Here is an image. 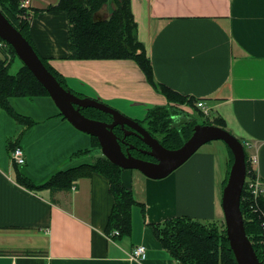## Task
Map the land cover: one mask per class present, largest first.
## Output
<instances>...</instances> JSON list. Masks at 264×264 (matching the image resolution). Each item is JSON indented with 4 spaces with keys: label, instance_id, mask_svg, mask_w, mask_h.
<instances>
[{
    "label": "crops",
    "instance_id": "0c3cea01",
    "mask_svg": "<svg viewBox=\"0 0 264 264\" xmlns=\"http://www.w3.org/2000/svg\"><path fill=\"white\" fill-rule=\"evenodd\" d=\"M58 2L29 0V37L70 90L138 121L150 107L168 105L161 87L192 98L198 110L202 99L209 111V122L202 124L220 126L246 143L245 157H255L264 181V0H128L154 86L130 59L69 58L67 15L52 8ZM114 7L104 5L96 19L107 18ZM9 103L30 123L0 105V264H181L154 227L181 215L222 218L230 153L211 140L160 179L121 168V181L135 200L131 229L108 238L116 198L106 175L80 169L68 187L42 185L58 171L79 166L67 165L84 150L100 149L97 138L69 123L49 95L14 96ZM184 107L174 108L180 120L173 117V123L194 118ZM15 146L24 151L22 165L11 157ZM217 148L225 150L223 160ZM140 244L145 257L132 258Z\"/></svg>",
    "mask_w": 264,
    "mask_h": 264
},
{
    "label": "trees",
    "instance_id": "16d2710c",
    "mask_svg": "<svg viewBox=\"0 0 264 264\" xmlns=\"http://www.w3.org/2000/svg\"><path fill=\"white\" fill-rule=\"evenodd\" d=\"M20 1L0 0V11L32 45L29 37L30 15L26 9L20 7ZM111 2L115 7L109 16L105 19H96V12L104 5L111 4ZM52 8L62 9L67 15L69 58L130 59L139 66L148 82L154 86L149 60L141 43L135 36L136 25L128 0H59L58 4ZM0 43V105L17 121L21 123L28 121L30 123V120L26 116L19 114L10 106L9 98L14 96L34 97L48 95V93L22 62L15 73L9 72L11 64L9 67L7 66L8 55L18 57L10 44L2 39H0ZM37 54L39 55L38 52ZM39 57L61 85L69 89L64 78L44 58L40 55ZM160 89L165 93L169 102L181 103L180 99L185 100L182 97L173 95L165 87H161ZM72 92L78 96L80 95L74 91ZM187 101L193 102L192 98H189ZM86 110H90L91 112L88 113ZM81 111L84 115L98 120H101L102 115H105L102 111L93 108H84ZM171 117L170 113H164L162 110L155 112V110L152 111L150 109H148L144 116L145 120L148 119L149 122L147 126L148 131L157 137L163 146L177 148L191 135L195 122L191 119L186 122L173 123ZM93 140V145L98 146L96 138L93 137ZM242 143L245 147V143ZM85 151H88V149ZM79 153L81 151L77 154ZM229 153L228 170L233 161V155L230 150ZM245 158L246 167L248 168L247 157ZM80 169L96 170L109 178L111 190L115 195L116 201L109 216L106 230L107 235L114 229L119 231L118 235L129 234L131 229V205L135 200L130 194L129 189L121 181V168L110 162L106 157L100 155L95 158L94 162L86 166L85 164H80L77 167L58 171L42 185L52 189L68 187L73 179L72 177H74L71 175L72 172H77ZM226 179L227 174L223 180L224 184ZM244 193L245 190L242 189L240 209L243 216L244 228L258 258L264 264V229L259 216L249 211L247 202L243 200ZM258 203L260 209L264 211V196L259 198ZM141 209L144 212L143 205ZM193 222L196 225H193ZM197 223H200V221L181 215L167 218L160 226H155L154 228L162 246L173 257L178 259L181 264H237L226 239L224 223L220 225V229L217 226L202 228Z\"/></svg>",
    "mask_w": 264,
    "mask_h": 264
},
{
    "label": "water",
    "instance_id": "95a60500",
    "mask_svg": "<svg viewBox=\"0 0 264 264\" xmlns=\"http://www.w3.org/2000/svg\"><path fill=\"white\" fill-rule=\"evenodd\" d=\"M0 39L12 46L20 61L28 67L59 109L76 129L97 138L102 154L122 169H137L147 177L160 179L183 164L202 144L222 140L233 155L226 182L221 192L226 239L237 264H263L249 240L240 209V197L246 174L243 143L224 128L214 124L196 123L191 135L177 148L163 146L138 120L99 100L78 96L61 85L47 69L29 41L0 11ZM95 108L109 114L110 122L84 115L81 109ZM119 126L124 136L135 134L146 146L141 152L153 158L147 160L125 153L113 128ZM128 127V129H127ZM130 128V129H129Z\"/></svg>",
    "mask_w": 264,
    "mask_h": 264
},
{
    "label": "built area",
    "instance_id": "2783aa9c",
    "mask_svg": "<svg viewBox=\"0 0 264 264\" xmlns=\"http://www.w3.org/2000/svg\"><path fill=\"white\" fill-rule=\"evenodd\" d=\"M20 7L24 9L29 8V0H21ZM2 43V42H1ZM0 43V44H1ZM196 105L200 108L202 113L207 116L209 111L205 105L204 100H197ZM246 145V143H245ZM11 157L15 163L22 165L25 163V154L21 146H15L11 150ZM249 167H246V174L243 183V189L245 190L243 200L247 202L248 209L250 212L256 213L261 219V224L264 229V211L260 209L258 200L264 196V181L259 176L257 169L255 168L256 159L255 157H249L247 159ZM119 234L117 229H114L108 235V238H112ZM263 248H264V233H263ZM131 257L136 259H143L145 257V246L137 245L131 252Z\"/></svg>",
    "mask_w": 264,
    "mask_h": 264
},
{
    "label": "rangeland",
    "instance_id": "374dc122",
    "mask_svg": "<svg viewBox=\"0 0 264 264\" xmlns=\"http://www.w3.org/2000/svg\"><path fill=\"white\" fill-rule=\"evenodd\" d=\"M5 50H6V52H8L7 49H5ZM10 64H11V66L9 67ZM7 66L9 67V72L13 74V73H15L18 70L19 66H21V61H20L19 58H16L13 55L9 54L8 57H7ZM38 96H42V95H38ZM9 101H10V98H9ZM180 102L181 103H179V102H177V103L176 102L175 103L174 102H168V105H166V106H163V105L162 106H153V107H150L149 109L152 110V111L155 110V112H157L159 110H162V112H164V113L166 112L168 114L169 113L172 114L175 111L174 108L178 109V108H180L181 104H185L184 109H186L187 111L192 113L194 118L193 117H190V118L194 122L198 121L200 124H202L203 122H205V123L209 122V115L205 116L200 110H198L195 107H193V105L191 103H189L187 100L180 99ZM10 106H11V104H10ZM11 107L13 108V106H11ZM86 112L90 113L91 111L90 110H86ZM139 121H141V124L144 127L147 128L148 123H149L148 119L145 120V118L143 117V118L139 119ZM211 142H214L212 144H215V142H216V144H220V146H224V148L227 147L226 144L222 140H214V141H211ZM217 151H218V153L220 155V158L223 160V157H224L223 152H225V150H219V148H217ZM99 155H101V150L100 149H92L91 151L90 150L89 151H85L84 153H81V155L73 158L72 161L67 166H73V165H76V164H85V166H86L87 164H91L92 162H94L95 158L97 156H99ZM134 172H139L140 173V171H134ZM24 181L26 183H28L30 186L31 185L35 186V184L33 182H31V181H28L26 179ZM220 216L222 217L220 219V221H216V220H214V221H200L199 220L200 223H197V225L199 227H202V228H206V227H209V226H217V228L220 229V225H222V223L224 222V220H222V219H224L222 210L220 211ZM194 224L196 225V223L193 222V225ZM161 234H162V231H161Z\"/></svg>",
    "mask_w": 264,
    "mask_h": 264
},
{
    "label": "flooded vegetation",
    "instance_id": "af4514ba",
    "mask_svg": "<svg viewBox=\"0 0 264 264\" xmlns=\"http://www.w3.org/2000/svg\"><path fill=\"white\" fill-rule=\"evenodd\" d=\"M102 116L103 117L101 118V120H103V121L110 122L112 120V117L110 115L108 116L105 114ZM171 116H172L171 117L172 120H173V117H175L177 122H179L180 119L178 118L177 112L174 111L171 114ZM187 121H189V120H187ZM127 129H128V127H127ZM113 131L115 132V134L119 138L124 139L123 142H121V148L125 153H130L134 157L143 158V159H147V160L153 159L150 156L141 152V149H145V146L142 144V141L135 134H127L126 136H124V130L121 129L119 126L114 127ZM148 158H150V159H148Z\"/></svg>",
    "mask_w": 264,
    "mask_h": 264
}]
</instances>
